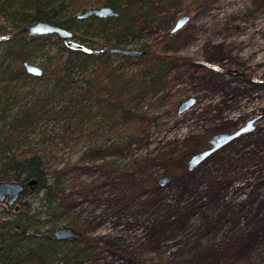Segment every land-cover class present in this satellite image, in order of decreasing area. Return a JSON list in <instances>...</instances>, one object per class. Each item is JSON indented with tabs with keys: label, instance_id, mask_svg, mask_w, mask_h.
Segmentation results:
<instances>
[{
	"label": "rangeland",
	"instance_id": "1",
	"mask_svg": "<svg viewBox=\"0 0 264 264\" xmlns=\"http://www.w3.org/2000/svg\"><path fill=\"white\" fill-rule=\"evenodd\" d=\"M68 1L72 6L62 19L104 2ZM131 1L119 4L139 37L123 48L163 46L175 20L190 16L171 53L182 60L179 66L164 85L127 105L157 121L138 129L137 123L129 125V118L110 115L104 101L112 89L102 86H122L143 69L142 63L126 64L111 56V77L97 73L95 96L81 89L85 80L94 82L96 64L91 62L70 73L74 84L54 88L66 55L57 37L48 36L27 60L43 69L45 76L37 80H9L16 65L0 59V150L10 138L12 122L32 114L45 118L28 119L30 127H18L4 147L7 155L43 150L48 170L65 171L58 185L69 196L61 203L54 229L73 223L69 227L82 234L74 243L94 245L93 256L83 264H264V0H157L148 15L152 22L140 17ZM14 3L18 8L19 0ZM88 24L92 22L75 21L73 42L94 54L111 46L110 30ZM20 30L0 14V53L4 41ZM189 98L195 103L179 113ZM251 121L252 130L187 169L192 155L210 148L213 135L234 132ZM131 135L140 144L131 147L129 158L114 149L103 160L83 158L89 147L121 146ZM162 176L170 181L161 185ZM40 198L32 193L25 200L41 210ZM8 206L0 204V213Z\"/></svg>",
	"mask_w": 264,
	"mask_h": 264
},
{
	"label": "trees",
	"instance_id": "2",
	"mask_svg": "<svg viewBox=\"0 0 264 264\" xmlns=\"http://www.w3.org/2000/svg\"><path fill=\"white\" fill-rule=\"evenodd\" d=\"M14 1L0 0V14L14 23L18 29L36 21H47L74 30L76 29L75 21L79 20L82 22L90 21L92 25L97 24L96 26H99L101 32L110 30L112 33L109 40L113 41L111 46L121 47L131 42L133 38L139 37V31L131 24L128 11L121 9L119 4L121 0H104L102 4L115 10L118 13L116 17L106 19L90 17L85 20L72 16L67 19L60 17L63 12L70 9L72 1L19 0L18 8H13ZM133 1L140 9L138 13L140 17L150 22L154 21L148 15L152 11L151 9H155L157 0H132L131 3ZM145 7L149 10H145ZM88 25L92 28L91 24ZM22 32L20 30L18 36L4 41L3 52L0 53V55L2 54L1 63L9 62L16 65L13 70L8 72L9 76L7 78L9 80L18 78L37 80L38 77L30 76L25 72L23 63L30 59L32 52L35 50V45L48 39V36L28 37ZM74 37L76 38V36ZM78 38L82 41L87 40L85 37ZM177 40V35L167 36L163 46L159 42L146 46L143 49L145 54L139 58L118 56L126 64L142 63L143 69L132 74L120 87L117 86L120 82L116 83L115 86L117 87L115 88L102 86L104 90L112 89L109 90L108 96L104 98L110 115L114 112L124 118L127 117L130 119H128L130 121L129 125L137 123L138 129L141 125L149 127L157 121L158 117H149L146 113L136 114L127 105L134 98H142L144 93L154 91L167 82V76L182 61L171 54L176 51ZM57 42L59 43V49L65 53L66 57L60 62L62 67L59 68V78L55 79L54 88L58 85L62 87L65 83L68 85L74 84L73 79L69 76L70 73H73L76 69L85 68L91 62L96 64V71H93L94 82L91 83V80H85L81 89L93 96V88L100 84L97 73L101 75V78L110 79L111 77V71H107V68L110 67L109 59L111 55L107 53L94 54L92 49L83 45L81 49L68 48L59 39H57ZM43 76H45L44 71L41 77ZM7 78L5 76V79ZM125 89L127 90L125 91ZM73 100H75L74 97L70 100V103ZM33 116L34 114L29 116L28 119L36 118L35 120L44 122L45 118L43 116ZM27 120L18 119L9 125L11 126L10 138H6L2 142L0 150V182L20 181L27 184L30 180H34L36 183L33 190L26 186L18 201L13 205H9L8 209L0 213V264H83L93 256L95 250L93 244L84 242L77 245V243H74L75 241H57L53 237L54 228L62 215L60 213L61 203L66 201L69 196L58 185L61 172L63 174L65 171L48 170V162L43 150L28 149L20 152L15 151L7 155L9 150L4 145L7 146V142L18 134V127L23 125L30 127ZM136 138V136L131 135L125 141V144H121V146L89 147L85 150L83 158L92 156L94 159L103 160L112 153L111 150L113 149L120 156L123 155L122 152L124 151L127 155L128 152L133 150L131 147H135L137 144L136 147L139 146L140 143ZM98 152L102 154L99 155ZM124 157L129 158V155ZM168 158L167 160H169ZM49 180H52V182H49ZM32 193L41 194V210H35L31 202L25 200ZM15 205H17V210H12ZM65 224L73 226V223L70 222Z\"/></svg>",
	"mask_w": 264,
	"mask_h": 264
},
{
	"label": "water",
	"instance_id": "3",
	"mask_svg": "<svg viewBox=\"0 0 264 264\" xmlns=\"http://www.w3.org/2000/svg\"><path fill=\"white\" fill-rule=\"evenodd\" d=\"M118 13L113 10L109 6H101L98 8H91L81 12L76 15L77 19H88L90 17H96L99 19H106L110 17H116ZM190 21L189 15H183L175 20L172 28L168 31L169 35H174L178 33L188 22ZM23 33H25L28 37H45V36H56L59 40L64 41L66 47L81 49L82 46L73 42L74 33L65 27L58 26L52 24L47 21H36L31 24H27L22 28ZM100 54H109L111 56H122V57H131V58H139L145 54V51L138 49H130L123 47H115L103 45L99 49ZM23 68L25 72L33 77H41L43 75V69L38 65L31 64L28 62L23 63ZM195 100L193 98H189L183 101L179 106V113L189 109ZM251 122H248L247 125L241 127L240 129L234 132H223L213 135L209 139L210 148L205 149L201 152H198L188 160L187 169L192 170L196 165H198L201 161H203L207 156L211 153L230 142L233 138L239 136L242 133L248 132L253 129L251 126ZM170 178L168 176H162L159 179V183L161 185L169 182ZM35 181L30 180L27 184H24L20 181H1L0 182V204L6 203L7 205H13L16 203L20 197V195L25 190L27 186L30 190H33L35 187ZM53 237L57 241H66V240H75L79 237V233H77L74 229L63 226L54 230ZM146 264H158L155 262H150Z\"/></svg>",
	"mask_w": 264,
	"mask_h": 264
},
{
	"label": "flooded vegetation",
	"instance_id": "4",
	"mask_svg": "<svg viewBox=\"0 0 264 264\" xmlns=\"http://www.w3.org/2000/svg\"><path fill=\"white\" fill-rule=\"evenodd\" d=\"M72 229H74L77 233H79V235H81V232L78 229H75V228H72ZM66 241H68V242H70V241H76V239L75 240H66ZM63 242H65V241H63Z\"/></svg>",
	"mask_w": 264,
	"mask_h": 264
}]
</instances>
